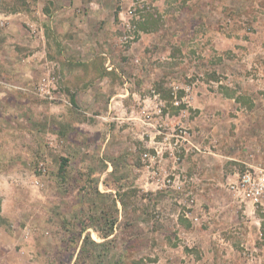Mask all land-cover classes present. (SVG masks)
Here are the masks:
<instances>
[{"label": "rangeland", "instance_id": "obj_1", "mask_svg": "<svg viewBox=\"0 0 264 264\" xmlns=\"http://www.w3.org/2000/svg\"><path fill=\"white\" fill-rule=\"evenodd\" d=\"M0 88V264H264V0H0Z\"/></svg>", "mask_w": 264, "mask_h": 264}, {"label": "built area", "instance_id": "obj_2", "mask_svg": "<svg viewBox=\"0 0 264 264\" xmlns=\"http://www.w3.org/2000/svg\"><path fill=\"white\" fill-rule=\"evenodd\" d=\"M158 95L159 94L155 93V97H158ZM158 112H162V108H158ZM190 135L191 133L185 127L179 128L177 132L173 134H168L162 129H157L154 134L150 135V143L153 144L155 148V154L151 155L149 152H145L143 156L145 159H149L153 163H156L157 160L163 158L168 151L171 158L179 160L180 156L177 155V149L181 143L190 141ZM158 136H161L162 139H157ZM167 181L170 186L175 182L171 177H169ZM240 186L243 190L245 199L249 200L254 205H259L261 203L264 197V174L258 176V178H254L250 173H244L240 178L239 186L232 184V188Z\"/></svg>", "mask_w": 264, "mask_h": 264}, {"label": "crops", "instance_id": "obj_3", "mask_svg": "<svg viewBox=\"0 0 264 264\" xmlns=\"http://www.w3.org/2000/svg\"><path fill=\"white\" fill-rule=\"evenodd\" d=\"M89 63V62H88ZM1 89V88H0ZM2 91H0V100H1V95L3 94V93H1V92H4L5 90L4 89H1ZM68 96H70V95H68ZM81 97H79V96H76V99H80ZM83 99H87V97H85V98H83ZM116 106V105H115ZM117 107V106H116Z\"/></svg>", "mask_w": 264, "mask_h": 264}]
</instances>
